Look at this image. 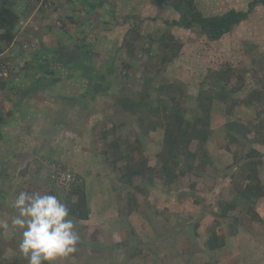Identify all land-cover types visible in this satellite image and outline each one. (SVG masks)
<instances>
[{
	"label": "rangeland",
	"instance_id": "rangeland-1",
	"mask_svg": "<svg viewBox=\"0 0 264 264\" xmlns=\"http://www.w3.org/2000/svg\"><path fill=\"white\" fill-rule=\"evenodd\" d=\"M10 1L13 2L17 15H20L22 8H27L29 4L28 0ZM83 1L84 8H87L85 11L91 13L89 15H92V19H95L94 16L97 15V7L106 10L107 16L103 20L107 23L99 21L98 26L102 24L101 29L113 30L114 35L111 38L105 36L106 33L102 31L96 33L99 36L95 47L103 56L94 55L89 69H82L89 76L91 84L95 83V86L89 87L87 91L91 97L96 98L94 104L98 105L99 110L103 107H112L116 124L112 138L114 136L118 138L122 150L130 151V146H136L138 139L140 148L132 152V163L142 164L144 162L147 166L155 167L156 172L160 171L156 155L161 150L163 131L162 129L151 131L155 124L154 117L151 118L152 122L146 120L141 124L137 114H124L121 110L115 109L116 105L120 106L119 99L126 94L132 98L136 97L134 90L145 88L146 81L150 78L156 86L172 84L179 87L183 94L176 92V89L173 91L165 89L163 95L168 96L172 93L174 96L176 94L180 105L188 109L196 108L195 98L207 68L219 67L225 62L233 68H246L250 71L246 76V87L236 95L237 99H241L250 90L264 88V6L257 7L246 21L239 24L223 39L209 42L203 35L198 34L196 26L183 29L163 23L178 19L175 6L179 5L175 1L170 2L169 0V5H166L164 0H121L122 5L113 4L112 0L109 1L110 3L106 0ZM249 1L251 0H195L197 8L204 16L219 15L229 9L245 10ZM37 6L35 10L44 13L53 9L54 2L46 10H43V5L37 3ZM36 16L29 12L26 18L22 16L23 27L36 23L39 19ZM81 16L87 17V14L81 12ZM85 19L87 18L84 17L83 20ZM18 23L19 26L20 21ZM82 23L84 29L85 22H81L80 25ZM135 27L138 28L135 29ZM135 30L138 31L140 35L138 39H140L135 42L134 46L139 50L124 46V49L116 53L119 48L117 45L121 44L123 38H126V33L127 39L133 38ZM164 33L173 37L175 46L179 43L181 47L175 55H172L174 51H170L168 53L172 57L170 62L161 66L162 58L160 57L163 51L161 52L155 38H159ZM148 36L154 39L151 44ZM105 40L110 41L112 45L109 49L110 56L108 52L104 53L107 50L102 44ZM62 51L70 52L67 49ZM122 53L126 56V62L131 59V56L133 57L130 60L132 66L123 69V74L119 69V64L122 66L121 63L124 62ZM67 57L59 56L58 58L62 59L61 63H63ZM72 61L78 64L80 57L74 56ZM50 63L47 65L50 66ZM111 65H113L114 75L117 74L115 79L111 72L106 73ZM52 69L55 75H59L55 68ZM100 73L102 76L105 75L106 79L98 78ZM34 76L33 73L30 78L37 80ZM38 80L46 86H55L54 81L58 78L43 76ZM148 89L153 100L159 97L156 88ZM102 90L108 91L100 92ZM160 95L162 96V93ZM84 99H87V96L82 100ZM83 104L86 102H82ZM226 107L224 103L215 102L213 105L211 134L203 147L208 158L200 156V159L208 161L206 166H197V159L194 163V173L187 172L184 176H180L179 171L185 168V161L182 155L178 156V165L172 166L177 178L170 184H165L162 181V174H154L150 184L146 182L143 184L144 193L134 194L138 200V210L129 215L121 227L112 219L117 217L116 208L121 209L124 206L123 199L130 191V187L120 182L118 171L120 169L113 171L106 161L102 153L103 144L106 143L102 144V141L105 138L102 137V141L95 142L96 145L90 144L91 149L88 147L90 155H88L91 167L86 170L106 177L102 180L101 178L95 180V177L90 176L89 173L84 174L87 178H84V182L82 181L81 189L86 192L87 196H92L93 209L96 213L87 223L83 224L80 233L63 231L61 237V239L74 242L72 238L74 234L76 239L87 245L78 248L71 246L72 251L75 252V259L70 257L69 250L64 249L63 251V247L59 245L50 250L52 242L54 244L56 242L35 229L30 221L35 219L39 225L49 226V231L52 232H49L51 237L57 234L56 225L51 224L37 213V215L33 214L30 207L24 205L27 199L31 201L28 204H32L34 197H39L36 201L43 203L50 197V195L46 196L45 192L49 189L50 191L58 190L51 184L49 172L53 167L62 165L57 163L51 165L46 177L41 181H38L37 174L42 169L34 166L30 168L29 164L25 167H12L7 179L2 177L3 169L0 168V240L3 242H0V257L6 262L18 259L21 264H37V258L49 260L54 264H94L95 256L105 260L102 264H264V197L257 199L254 204V211L262 220L260 223L250 218L251 214L247 210L248 204L237 205L234 211L228 212L226 218L217 216L218 201L230 202L231 195H233L229 191L233 187L232 181L242 185L247 183L246 180L240 178L242 172L238 165L230 168L231 153L226 149L227 143L223 138ZM255 109L247 110L242 105H236L232 107L231 117L247 122L252 118L255 119ZM145 128H149L150 132L143 136ZM9 138L10 141L13 140L12 137ZM249 147L257 149L264 155V144L253 143L245 149ZM197 149L198 144L192 143L191 151L195 152ZM198 154L200 155L201 152L198 151ZM120 166L122 163H117V167ZM69 169L73 170L72 167ZM257 169L260 185H262L264 184V165ZM76 183H79L78 179ZM138 183L139 181L135 180V184ZM42 193L44 194L41 195ZM52 199L60 201L61 198L55 194ZM102 202L113 210H102ZM233 217L238 219L234 234L231 233L230 228ZM104 223L106 228L103 227ZM210 231L224 239V247L215 251H209L205 247ZM52 238L57 241L55 236ZM96 244L99 245L98 248L95 247ZM137 248L141 249V252L129 261L130 252Z\"/></svg>",
	"mask_w": 264,
	"mask_h": 264
},
{
	"label": "trees",
	"instance_id": "trees-1",
	"mask_svg": "<svg viewBox=\"0 0 264 264\" xmlns=\"http://www.w3.org/2000/svg\"><path fill=\"white\" fill-rule=\"evenodd\" d=\"M18 1V0H17ZM22 1V0H21ZM29 13H33L36 9L39 0H28ZM48 1V0H46ZM55 2L54 0H50ZM169 0H164L166 5H169ZM176 2L175 6L176 13L178 14L177 20L164 21L165 25H175L183 29H191L194 26L197 27L198 34L203 35L209 42H216L226 35L230 34L234 28L239 24L246 21L249 16L254 12L257 7L264 6V0H251L247 3L245 10L229 9L219 15L204 16L202 12L197 8L195 0H170V2ZM41 13V11H37ZM36 12V13H37ZM19 16L14 10L13 2L10 0H0V54L3 53L13 42L16 28L18 26ZM138 28V27H137ZM135 27V29H137ZM135 36V38H134ZM139 33L135 30L133 38H123L116 53H119L124 46L132 50H137L134 46L135 42H138ZM151 39L150 44L154 41L152 36H148ZM159 43L161 52L160 59L161 66L167 64L171 60V56L168 53L171 51L175 55L180 50L181 45L173 41V37L166 33L155 38ZM176 47V48H175ZM139 50V49H138ZM148 53V50H146ZM123 54V53H122ZM119 69L122 73L123 69H127L132 66L130 60L126 62V56L123 54ZM114 58L112 57V60ZM120 63V62H119ZM113 65L109 67L107 72H111L113 79H115ZM121 67V68H120ZM104 73V74H106ZM158 73V72H157ZM156 73V74H157ZM250 73L246 68H233L228 62L220 65L219 67H208L206 75L201 82V87L196 95L195 109H188L182 107L177 99V95L170 93L168 96L163 95V90H175L176 92L183 94L181 89L172 84L163 85L158 84L157 86L153 83L150 78L145 88L134 90L136 92L134 98L129 94L120 98L119 105H116V110H121L124 114H137L139 122L145 123L146 120L152 122L154 117L155 124L153 125V131L162 129V145L160 152L157 153V159L160 166V173L156 172L155 167L147 166L144 162L142 164L132 163V152L140 148V143L137 139L136 146H130V151H124L121 149V143L116 136L113 137V141L105 143L102 148V153L105 156L106 161L113 171L116 169L120 173V181L130 187V191L125 194L123 199L124 206L121 209L116 208V218L114 222L118 226H123L125 219L132 213L138 210V200L135 197V193L138 192L142 195L144 193L143 184L146 182L150 184L154 178V174H162V181L165 184H170L176 177L174 168L172 166L178 165L177 157L182 155L185 161V168L179 171L180 176H184L187 172H192L194 169V163L198 159L197 166H206L208 161L200 159V156L207 157V152L203 150L208 137L211 134V112L215 102L226 104L225 114L226 119L224 122V137L227 143L226 149L231 153L233 166L238 165L241 169V179L247 181L245 185L232 181V192L230 202L227 200H219L217 203L218 213L217 216L226 218L228 212L235 210L237 205L248 204V212L251 214L250 218L253 221L261 222L262 220L258 216V213L254 211V204L257 199L264 197V184L260 185V178L257 172L259 166L264 165V155H262L257 149L249 147L247 150L246 146H250L253 143L259 145L264 144V88H256L250 90L241 99H237L236 95L244 90L247 84L246 76ZM123 74V73H122ZM125 75V74H124ZM105 75H101L98 78H105ZM106 79V78H105ZM149 79V77H148ZM156 88L157 96L156 99H152L148 88ZM264 87V86H263ZM109 90V89H108ZM108 90H102L100 92H107ZM99 92V93H100ZM162 93V96L160 95ZM97 96V95H96ZM236 105L244 106L248 109H255V119H251L247 122H243L240 119L232 118V107ZM3 118L0 116V123ZM114 130V129H113ZM111 131L114 134V131ZM150 132L149 128H145L143 136ZM106 134H103V139L106 138ZM222 138V137H221ZM198 144V149L193 152L191 151L192 143ZM233 147V149H232ZM198 151L201 154H198ZM117 163H122V166L117 167ZM210 163V162H209ZM228 169V168H227ZM135 180L139 183L135 184ZM81 184H75L65 191L58 192L60 190L49 191L50 197L43 203L41 201L31 202L27 199V203L24 202L25 206L30 207V211L33 214L46 219L53 225L61 228L71 229L75 226L76 222L88 221L91 215L89 200L86 192L81 189ZM8 191V190H7ZM9 192V191H8ZM55 194L60 196V201H54L52 196ZM36 214V215H37ZM32 226L40 232L44 233L49 239L57 242L52 237H56L58 243L51 244V248L56 245L62 246L64 249L69 250L72 253L71 246L83 247V243L65 241L61 239V235L50 236L45 229H43L37 222V220L30 221ZM238 219L233 217L230 225L231 233L234 234ZM1 243L2 240H0ZM225 241L221 237H217L213 231H210L209 237L205 242V247L209 251H215L219 248L224 247ZM86 245V244H85ZM84 245V246H85ZM87 246V245H86ZM95 247H99L96 244ZM141 249L137 248L135 251H131L129 258L133 259L138 256ZM101 258L96 259L94 264H102ZM104 260V259H103ZM37 264H54L49 260L36 259ZM0 264H21L18 259L6 262V260L0 257ZM58 264V263H56Z\"/></svg>",
	"mask_w": 264,
	"mask_h": 264
},
{
	"label": "crops",
	"instance_id": "crops-1",
	"mask_svg": "<svg viewBox=\"0 0 264 264\" xmlns=\"http://www.w3.org/2000/svg\"><path fill=\"white\" fill-rule=\"evenodd\" d=\"M106 1L111 2V0ZM112 1L116 5L121 2V0ZM83 2V0H56L52 10L36 14L39 17L37 22L26 25V27H23L21 18L28 14V7L22 8L18 15L20 25L17 26L14 40L4 51L3 57L9 58L20 72L16 77L0 83V116L3 118L0 123V168L3 169L1 172L3 176H1L4 179L9 178V171L13 169L12 167H25L29 164L30 168L34 166L42 169L37 174L38 181H41L46 177L48 168L54 163L61 164L60 167L63 168L72 167L79 184L85 181L84 178L87 176L84 174L87 173L95 177V180L99 178L102 180L106 177L102 175L101 177L98 173H91L86 169L91 167L90 144L96 145L95 142L102 141L103 134L107 136L102 144L113 141L111 131L116 125L113 110L111 106L99 110L98 105L94 104L96 98L91 97L87 89L93 88L95 83L91 84L89 76L82 69H89L94 55L103 56L95 47L99 36L96 33L102 31L106 33L105 36L111 38L114 35L113 30L101 29L102 24L98 26L99 21L107 23L103 20L107 16L106 10L97 7V15L94 16L95 19H92V15H89L91 13L85 11L87 8H84ZM81 12L86 13L87 17L81 16ZM84 17L87 19L83 20ZM81 22H85L84 29L83 23L80 25ZM86 25L88 26L85 27ZM32 41L37 44L36 50L25 52L22 46ZM102 44L104 48H107L104 53L108 52L110 56L109 49L112 46L110 41L105 40ZM117 46L119 47L120 44ZM63 49L70 50V52H64ZM77 55L80 57V62L75 64L72 58ZM59 56L68 57L61 63L62 59H59ZM48 63L50 66L47 65ZM20 64H23L22 68L19 67ZM52 68H55L59 75H55ZM66 68L69 69L66 70ZM33 73L37 80L30 78ZM43 76L57 77L58 80L54 81L55 86L42 84L38 79ZM85 96L87 99L82 100ZM82 102L86 104L82 105ZM9 137L13 140L10 141ZM23 170L26 171V169ZM88 200L91 217L96 211L93 209L92 196H88ZM101 206L102 210H113L103 202ZM115 218L112 220L114 221ZM88 221L76 222L71 229L56 226V233L61 237L63 231L80 233L83 224ZM41 227L46 232L52 233L49 231V226ZM103 227L106 228L105 223ZM74 234L72 235L74 242L82 243L81 240L75 238ZM62 240L66 241L63 238ZM54 247L57 248V245ZM69 253L66 252V254ZM74 253L73 251L69 254L72 259H75ZM98 258L101 257L95 256L93 262H96ZM100 261L102 262L103 258Z\"/></svg>",
	"mask_w": 264,
	"mask_h": 264
},
{
	"label": "built area",
	"instance_id": "built-area-1",
	"mask_svg": "<svg viewBox=\"0 0 264 264\" xmlns=\"http://www.w3.org/2000/svg\"><path fill=\"white\" fill-rule=\"evenodd\" d=\"M43 5L44 9H47L51 6V1L48 0H39L38 5ZM38 7V6H37ZM36 45L35 43H31L28 46L23 45V49H29V50H35ZM20 68L23 67V64L19 65ZM20 72L19 68L15 67L13 62L7 57L4 58L3 54H0V83L8 81L9 79L17 76V74ZM50 182L53 184L57 189L61 191H65L71 186L75 185L76 183V177L72 170L69 168L62 169L60 166H55L50 170ZM45 190V189H44ZM50 191V189H49ZM49 191L45 192V195H49ZM42 193L41 195H43ZM39 197H34V202Z\"/></svg>",
	"mask_w": 264,
	"mask_h": 264
},
{
	"label": "clouds",
	"instance_id": "clouds-1",
	"mask_svg": "<svg viewBox=\"0 0 264 264\" xmlns=\"http://www.w3.org/2000/svg\"><path fill=\"white\" fill-rule=\"evenodd\" d=\"M43 10H46V9H43ZM36 12H37V10H35L32 14H35L36 15ZM34 43V42H33ZM36 45V44H35ZM26 46H28L29 47V45H27L26 44ZM36 48H37V46H36ZM36 48H35V50H36ZM22 49H23V46H22ZM23 50H25V49H23ZM35 50H33V52L35 51ZM25 51H29V49H26ZM4 53V52H3ZM3 53H1V54H3ZM16 77V76H15ZM10 80V79H9ZM1 83H4V82H1ZM62 169H65V168H63V167H61ZM71 170V169H70ZM50 180V179H49ZM53 185V184H52ZM54 186V185H53ZM55 187V186H54ZM56 188V187H55ZM57 189V188H56ZM59 190V189H58ZM61 191V190H60Z\"/></svg>",
	"mask_w": 264,
	"mask_h": 264
}]
</instances>
